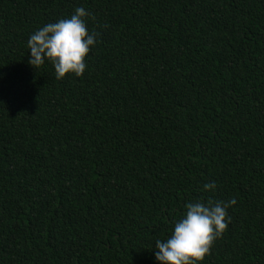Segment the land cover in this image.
Returning <instances> with one entry per match:
<instances>
[{
	"label": "trees",
	"instance_id": "trees-1",
	"mask_svg": "<svg viewBox=\"0 0 264 264\" xmlns=\"http://www.w3.org/2000/svg\"><path fill=\"white\" fill-rule=\"evenodd\" d=\"M77 7L97 43L57 80L27 40ZM232 198L200 264H264V0H0V264H159Z\"/></svg>",
	"mask_w": 264,
	"mask_h": 264
},
{
	"label": "clouds",
	"instance_id": "clouds-1",
	"mask_svg": "<svg viewBox=\"0 0 264 264\" xmlns=\"http://www.w3.org/2000/svg\"><path fill=\"white\" fill-rule=\"evenodd\" d=\"M91 15L85 8L77 7L68 18H61L38 28L27 40L30 52L28 63L35 68L46 61L55 69L57 80L66 74L84 75L86 58L95 47V33L88 30L85 18ZM215 182H205L204 191L214 192ZM236 204L228 201H190L185 204L183 217L174 223L171 235L157 240L155 259L159 264H200L210 254L214 241L227 230L230 222L227 209Z\"/></svg>",
	"mask_w": 264,
	"mask_h": 264
}]
</instances>
